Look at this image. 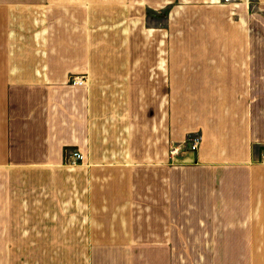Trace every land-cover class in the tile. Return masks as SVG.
Listing matches in <instances>:
<instances>
[{
  "label": "crops",
  "instance_id": "0c3cea01",
  "mask_svg": "<svg viewBox=\"0 0 264 264\" xmlns=\"http://www.w3.org/2000/svg\"><path fill=\"white\" fill-rule=\"evenodd\" d=\"M254 1L0 0V264H264Z\"/></svg>",
  "mask_w": 264,
  "mask_h": 264
},
{
  "label": "built area",
  "instance_id": "2783aa9c",
  "mask_svg": "<svg viewBox=\"0 0 264 264\" xmlns=\"http://www.w3.org/2000/svg\"><path fill=\"white\" fill-rule=\"evenodd\" d=\"M84 79L81 75L72 76L70 82L72 83H79L82 82ZM200 134L199 133H190L185 136V148L187 150L193 151L199 144ZM177 150L176 147H170V152L173 153ZM66 153V161L73 163L76 161H80L82 159V153L77 148H68L65 151Z\"/></svg>",
  "mask_w": 264,
  "mask_h": 264
},
{
  "label": "rangeland",
  "instance_id": "374dc122",
  "mask_svg": "<svg viewBox=\"0 0 264 264\" xmlns=\"http://www.w3.org/2000/svg\"><path fill=\"white\" fill-rule=\"evenodd\" d=\"M252 3H254V0H250ZM252 10H256V20H257V31H264V11L254 9V6L252 5ZM163 13V10L161 11Z\"/></svg>",
  "mask_w": 264,
  "mask_h": 264
}]
</instances>
